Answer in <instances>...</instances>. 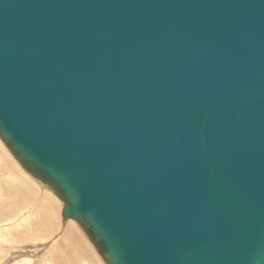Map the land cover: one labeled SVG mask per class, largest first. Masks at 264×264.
Returning <instances> with one entry per match:
<instances>
[{
    "label": "water",
    "instance_id": "obj_1",
    "mask_svg": "<svg viewBox=\"0 0 264 264\" xmlns=\"http://www.w3.org/2000/svg\"><path fill=\"white\" fill-rule=\"evenodd\" d=\"M0 135L107 264H264V0H0Z\"/></svg>",
    "mask_w": 264,
    "mask_h": 264
},
{
    "label": "rangeland",
    "instance_id": "obj_2",
    "mask_svg": "<svg viewBox=\"0 0 264 264\" xmlns=\"http://www.w3.org/2000/svg\"><path fill=\"white\" fill-rule=\"evenodd\" d=\"M48 186L0 135V264H107L80 221L63 220L66 203Z\"/></svg>",
    "mask_w": 264,
    "mask_h": 264
},
{
    "label": "bare ground",
    "instance_id": "obj_3",
    "mask_svg": "<svg viewBox=\"0 0 264 264\" xmlns=\"http://www.w3.org/2000/svg\"><path fill=\"white\" fill-rule=\"evenodd\" d=\"M5 142V141H4ZM6 144V143H5ZM7 145V144H6ZM8 147V146H7ZM9 148V147H8ZM10 150V148H9ZM11 151V150H10ZM12 152V151H11ZM13 153V152H12ZM16 157V156H15ZM17 158V157H16ZM18 159V158H17ZM18 161L21 163V161L18 159ZM22 165V164H21ZM29 172V171H28ZM30 173V172H29ZM73 235V234H72ZM75 240H78V237L73 236ZM59 250V249H58ZM75 253V252H74ZM69 256V255H68ZM73 261V260H72Z\"/></svg>",
    "mask_w": 264,
    "mask_h": 264
}]
</instances>
